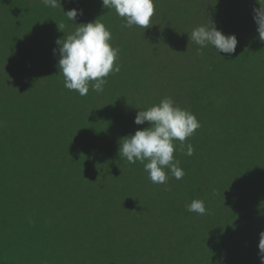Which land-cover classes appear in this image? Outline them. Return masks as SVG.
<instances>
[{
  "label": "trees",
  "instance_id": "1",
  "mask_svg": "<svg viewBox=\"0 0 264 264\" xmlns=\"http://www.w3.org/2000/svg\"><path fill=\"white\" fill-rule=\"evenodd\" d=\"M154 3L144 29L122 27L101 0H61L64 12L83 10L76 25L42 0H0V42L19 55L0 60V264L90 257L91 264H260L264 42L253 20L260 5ZM207 17L237 37L235 53L190 41ZM96 19L119 48L121 71L106 77L102 93L90 87L81 96L65 88L53 49ZM39 25L50 30L46 40L37 37ZM165 97L201 125L185 141L193 154L174 152L184 177L168 173L167 186L119 155L123 137L150 126L136 125V113ZM193 200H203L208 214L189 213ZM90 211L95 217L85 222Z\"/></svg>",
  "mask_w": 264,
  "mask_h": 264
},
{
  "label": "clouds",
  "instance_id": "2",
  "mask_svg": "<svg viewBox=\"0 0 264 264\" xmlns=\"http://www.w3.org/2000/svg\"><path fill=\"white\" fill-rule=\"evenodd\" d=\"M42 3L47 7L62 10L61 0H42ZM101 3L103 8L115 10V13L123 18L124 28H149L156 11L154 0H101ZM256 3L260 7L253 8V20L257 25L259 40L264 42V0H256ZM64 13L68 20L76 25L75 21L78 16L83 15V10L73 8ZM63 28V24L58 26L60 31ZM111 39V32L96 19L79 24L66 38L64 36L63 39L55 41L58 47L53 49V54H59L57 67L59 74L64 78L65 88L77 91L81 96H86L90 87L97 93L104 91L106 77L121 71L119 48L112 47ZM189 39L201 50L212 46L218 54H233L238 44L234 34H223L208 17L206 24L192 29ZM146 122L149 127L137 129L134 134L121 139L119 155L129 163L139 161L143 164L144 171L148 173V179L153 184L167 186L168 173L176 180H181L185 172L179 166V160L175 159L174 152L186 148L187 156L193 154L192 145L185 144V141L201 126L196 116L177 106L172 98L165 97L159 104L136 113V125H144ZM186 207L189 213L194 212L200 216L208 214L203 200H193ZM259 235L258 255L260 264H264V231Z\"/></svg>",
  "mask_w": 264,
  "mask_h": 264
},
{
  "label": "rangeland",
  "instance_id": "3",
  "mask_svg": "<svg viewBox=\"0 0 264 264\" xmlns=\"http://www.w3.org/2000/svg\"><path fill=\"white\" fill-rule=\"evenodd\" d=\"M40 26L41 25H39V27H37V31H38L37 37H38L39 41L46 40L50 30L47 32V30H45L42 26L41 27ZM12 46L13 45L11 43L0 42V60L1 61L6 62L8 55H11L13 57V52H16V55L19 56L18 52L16 51V49L18 47L15 46V49L11 50ZM94 217H95L94 213L90 211L89 215L84 220H86L85 222L92 221L94 219ZM92 261H93V257H90V258L82 260L81 262H79L77 264H91Z\"/></svg>",
  "mask_w": 264,
  "mask_h": 264
}]
</instances>
